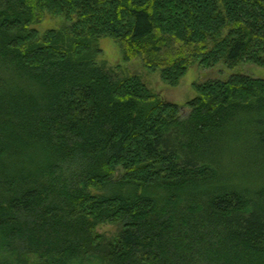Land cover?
<instances>
[{"label": "trees", "instance_id": "1", "mask_svg": "<svg viewBox=\"0 0 264 264\" xmlns=\"http://www.w3.org/2000/svg\"><path fill=\"white\" fill-rule=\"evenodd\" d=\"M103 38L171 87L264 69V0H0V264H264V79L196 83L182 115Z\"/></svg>", "mask_w": 264, "mask_h": 264}, {"label": "rangeland", "instance_id": "2", "mask_svg": "<svg viewBox=\"0 0 264 264\" xmlns=\"http://www.w3.org/2000/svg\"><path fill=\"white\" fill-rule=\"evenodd\" d=\"M66 25L67 22L63 18L47 16L40 24L32 27L40 35H44L49 30H62ZM94 46L101 51L96 57L98 65L106 71L121 77L134 74L141 76L153 93L165 101L179 105L182 108V115L188 114L187 104L197 96L194 87L196 83L214 79L226 81L236 74H248L255 78L264 79V69L252 64L244 63L235 67L219 64L211 69H204L198 64H194L190 67L180 84L177 87H171L162 81L159 72L151 73L146 70L141 60L125 62L124 49L119 42L110 38H103L98 40ZM97 231L107 238H114L118 234L119 226L111 224L100 225Z\"/></svg>", "mask_w": 264, "mask_h": 264}]
</instances>
